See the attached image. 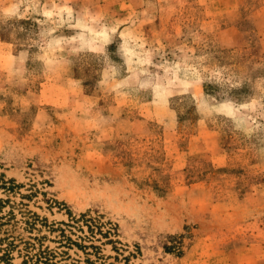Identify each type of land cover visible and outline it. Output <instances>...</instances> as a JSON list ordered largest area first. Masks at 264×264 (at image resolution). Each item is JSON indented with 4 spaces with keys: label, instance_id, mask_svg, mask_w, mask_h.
<instances>
[{
    "label": "rangeland",
    "instance_id": "rangeland-1",
    "mask_svg": "<svg viewBox=\"0 0 264 264\" xmlns=\"http://www.w3.org/2000/svg\"><path fill=\"white\" fill-rule=\"evenodd\" d=\"M0 264H264V0H0Z\"/></svg>",
    "mask_w": 264,
    "mask_h": 264
},
{
    "label": "trees",
    "instance_id": "trees-1",
    "mask_svg": "<svg viewBox=\"0 0 264 264\" xmlns=\"http://www.w3.org/2000/svg\"><path fill=\"white\" fill-rule=\"evenodd\" d=\"M205 86V90L212 94L210 92V86H212L210 83L206 82L204 84ZM217 99H219V101H223V99L225 100H230V101H235V102H243L247 97H248V93H247V87L246 85H244L241 88H233V90H231L230 94H228V96L221 94V95H217L216 96Z\"/></svg>",
    "mask_w": 264,
    "mask_h": 264
}]
</instances>
